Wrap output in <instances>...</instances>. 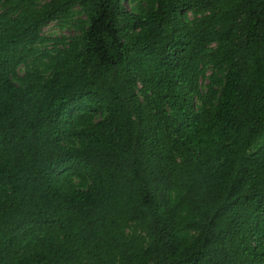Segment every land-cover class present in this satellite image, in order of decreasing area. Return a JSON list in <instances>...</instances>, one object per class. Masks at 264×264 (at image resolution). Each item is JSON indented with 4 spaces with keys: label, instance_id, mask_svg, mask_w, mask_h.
<instances>
[{
    "label": "trees",
    "instance_id": "trees-1",
    "mask_svg": "<svg viewBox=\"0 0 264 264\" xmlns=\"http://www.w3.org/2000/svg\"><path fill=\"white\" fill-rule=\"evenodd\" d=\"M0 264H264V0H0Z\"/></svg>",
    "mask_w": 264,
    "mask_h": 264
},
{
    "label": "rangeland",
    "instance_id": "rangeland-1",
    "mask_svg": "<svg viewBox=\"0 0 264 264\" xmlns=\"http://www.w3.org/2000/svg\"><path fill=\"white\" fill-rule=\"evenodd\" d=\"M43 33L47 36H71L75 34V30L72 27H61L57 22H49L43 29Z\"/></svg>",
    "mask_w": 264,
    "mask_h": 264
}]
</instances>
